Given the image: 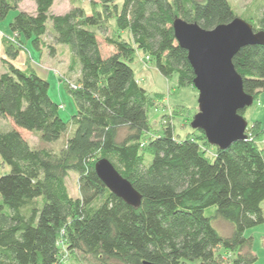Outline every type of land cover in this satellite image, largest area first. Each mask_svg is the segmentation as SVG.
Returning a JSON list of instances; mask_svg holds the SVG:
<instances>
[{"label": "trees", "instance_id": "obj_1", "mask_svg": "<svg viewBox=\"0 0 264 264\" xmlns=\"http://www.w3.org/2000/svg\"><path fill=\"white\" fill-rule=\"evenodd\" d=\"M22 1L0 0V24ZM56 1L35 0L36 11L20 12L10 24L14 36L3 37L13 61L26 46L23 39L42 49L51 21L52 42L70 47V70L80 72L78 86L65 82L77 108L66 122L49 95V81L5 61L0 119L13 125L0 131L2 165L10 166L0 174V264H64L63 247L100 264H257L253 237L245 233L264 225L263 124L249 126L247 139L229 149L212 146L199 130L200 136L180 139L173 126L149 137L156 96L141 86L131 66L138 53L148 55L164 78L194 88L195 70L173 24L179 18L206 30L229 24L237 18L230 1L90 0L89 16L74 6L54 15ZM113 18L117 29L110 37ZM246 21L255 32L264 31V6L257 24ZM48 48L56 54L52 43ZM234 67L245 92L258 101L264 93V45L241 49ZM20 129L37 134L41 145L33 147ZM63 135L59 151L48 147ZM102 158L132 183L140 207L102 182L95 172ZM71 172L79 174L80 197L69 193ZM216 220L232 226L230 236L220 235Z\"/></svg>", "mask_w": 264, "mask_h": 264}, {"label": "rangeland", "instance_id": "obj_2", "mask_svg": "<svg viewBox=\"0 0 264 264\" xmlns=\"http://www.w3.org/2000/svg\"><path fill=\"white\" fill-rule=\"evenodd\" d=\"M234 11L237 13V17L243 20H250L253 24H257V19L260 15V10L264 6V0H229ZM119 6L122 5V1L118 2ZM82 7L85 9L87 15H91L93 12V7L90 0H57L52 7V14L54 15H64L72 9V7ZM35 0H23L19 6L18 11H11L9 16L0 24V39L6 37L10 33V24H12L13 19L22 11L33 14L36 11ZM96 9H102L100 6ZM108 25L109 36H115L114 30L116 28V19H112ZM48 35L44 39L45 45L39 51L37 50L30 41L25 42V48L32 54V57L40 65H43L47 74L40 72L39 68L36 67L39 72L38 75L41 77H46V80L50 83V97L59 104L61 110L60 115L62 119L66 122H71L73 115L76 114L77 108L75 105L74 98L67 91L65 82L71 83L78 86L79 72H72L69 68L71 65V60L73 54L69 46L55 45L52 42L51 36L55 35L53 30L52 22H48ZM14 35L11 33L10 37ZM105 36V35H104ZM124 37H128L124 35ZM103 35L100 38L101 44H103L104 56H106L105 48L106 43L103 40ZM52 43L56 49V54L52 55L48 45ZM24 48V50H25ZM23 50V51H24ZM131 66L136 72V79L144 87L151 96H156L154 100L155 107L150 109L149 117L151 123V133L150 136L161 135L164 132L166 126H173L175 130V136L184 139L188 136L195 137L199 135L192 128V121L194 119L193 115L199 112L198 97L199 92L191 87H182L178 88L177 79H166L157 70L155 62L150 59L147 55L138 53ZM188 111V112H187ZM245 119L249 126H252L255 122H261L264 126V93L260 95L258 101L254 105L250 106L245 111ZM193 117V118H192ZM13 122L10 120L0 119V131H5L11 128ZM248 126V128H249ZM21 132L25 135L26 140L33 146L39 147L41 143L39 142L38 135L33 134L32 132L25 131L20 129ZM200 136V135H199ZM66 136L63 135L61 139L56 142L50 143L49 148L59 151L64 145ZM204 145V143H201ZM206 148L207 155L214 156L215 149L210 146H204ZM10 171V166L2 165V159L0 156V174L5 175ZM67 186L69 188V193L71 197H80V186H79V174L76 172L69 173L67 178ZM2 202L0 197V203ZM264 211V203L262 205ZM213 210V208H211ZM216 229L220 235L230 236L232 226L224 221L216 220L214 222ZM247 237H253V253L258 256L257 264H264V225H259L254 229L246 231ZM64 245V243H61ZM63 247V246H62ZM62 262L64 264H100L90 257L87 258L82 254L71 253L66 250L65 247L62 249Z\"/></svg>", "mask_w": 264, "mask_h": 264}, {"label": "water", "instance_id": "obj_3", "mask_svg": "<svg viewBox=\"0 0 264 264\" xmlns=\"http://www.w3.org/2000/svg\"><path fill=\"white\" fill-rule=\"evenodd\" d=\"M173 26L177 42L188 51L195 70L199 112L192 128L202 131L212 146L221 149L246 140L249 124L239 111L254 105L255 100L245 92L244 78L234 67V58L247 46L264 45V31L255 32L250 22L238 17L212 30L182 18ZM95 172L114 195L130 206H141V195L108 159L96 161Z\"/></svg>", "mask_w": 264, "mask_h": 264}, {"label": "crops", "instance_id": "obj_4", "mask_svg": "<svg viewBox=\"0 0 264 264\" xmlns=\"http://www.w3.org/2000/svg\"><path fill=\"white\" fill-rule=\"evenodd\" d=\"M4 33L6 34V36L11 35V33H8V34L6 32ZM5 61H9L13 66H16L22 71H25L30 68L34 70L35 72H37V74H39V72L36 69L37 67L39 68L40 72H42L43 74H47L48 69L46 70V68L43 65H40L37 62L35 63L32 57V54H30V52L26 48L24 51H21L19 53V56L15 60L10 61L8 56L6 55L5 44L3 43V39L1 38L0 39V75L3 74L4 72H7L8 66H6ZM68 69H70V65ZM43 78L46 79V77H43Z\"/></svg>", "mask_w": 264, "mask_h": 264}, {"label": "built area", "instance_id": "obj_5", "mask_svg": "<svg viewBox=\"0 0 264 264\" xmlns=\"http://www.w3.org/2000/svg\"><path fill=\"white\" fill-rule=\"evenodd\" d=\"M260 143L264 145V137L262 138V140L260 141Z\"/></svg>", "mask_w": 264, "mask_h": 264}]
</instances>
